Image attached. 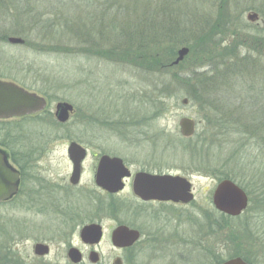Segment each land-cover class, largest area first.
Returning a JSON list of instances; mask_svg holds the SVG:
<instances>
[{
  "label": "rangeland",
  "instance_id": "374dc122",
  "mask_svg": "<svg viewBox=\"0 0 264 264\" xmlns=\"http://www.w3.org/2000/svg\"><path fill=\"white\" fill-rule=\"evenodd\" d=\"M255 1L264 3L242 0L236 6L237 0H0V78L13 80L48 101L37 115L0 119V149L15 158L34 161L36 192L42 185L53 190L63 182V188L59 186L57 191L64 190L66 195L56 193L48 199L53 207L62 199H70L72 211L82 216L91 212L95 200L106 198L93 180L89 168L92 157L85 161L87 172L80 184L71 185L67 149L73 141L94 153L124 158L133 169H163L188 178L194 200L179 206L183 208L179 222L169 221L167 227L170 232L169 228L175 226L172 230L176 233L175 228L182 227L177 234L184 236L183 241L173 242L172 238L162 256H155L156 251H149L141 243L136 249L137 261L132 264H220L235 257L247 261L246 256L255 259V264H264V258H259L264 254V214L256 207L264 193L257 186L264 188V178L241 172L240 180L223 177L230 170L239 172L231 151L241 146L244 151L239 153L247 158L245 166L258 169L264 163V153L259 152L262 144L247 127L245 133L222 134L216 119L237 108L249 109L251 102H257V93L252 95L250 84L241 77H229L227 80L236 82L232 86L200 82L202 71L220 79L229 65L238 62L235 53H246L251 42L255 48L254 41L258 40L250 39L251 27L264 21L262 11L248 9ZM219 11L221 17L217 16ZM254 12L259 17L251 21L248 15ZM199 15L215 20L211 34L216 35L209 41L199 40L196 30L189 27L183 28L182 36L189 38L184 44L177 28L168 29L169 37H152L153 22L161 27L163 22L170 28L172 20H180L182 25L185 17ZM125 27L130 34L140 32L139 37L127 40ZM10 36L21 37L24 42L11 43ZM184 46L189 53L179 64L164 65L163 60L173 50L178 56ZM157 49L164 52L158 64L152 60ZM62 101L73 105L66 122L55 115L56 105ZM183 117L196 122L191 136L181 132ZM224 179L233 180L247 192L249 203L240 215L225 214L213 204V192ZM27 183L14 199L0 202L4 203L0 204V264H75L67 251L69 243L86 249L80 237L81 226L62 225L57 217L55 220L51 205L40 209L41 193L37 204L31 203L33 199L27 194L32 184ZM243 186L256 194L246 218L243 215L250 208V196ZM121 198L109 200L122 204L125 209L120 218L131 221L128 209L134 206V198L128 191ZM177 212L169 208L170 217ZM108 231L96 249L100 254L97 264H113L119 254L108 239ZM37 243L50 245V253L38 256L34 248ZM177 251L181 256L178 260L173 256ZM87 254L80 264H93Z\"/></svg>",
  "mask_w": 264,
  "mask_h": 264
},
{
  "label": "flooded vegetation",
  "instance_id": "af4514ba",
  "mask_svg": "<svg viewBox=\"0 0 264 264\" xmlns=\"http://www.w3.org/2000/svg\"><path fill=\"white\" fill-rule=\"evenodd\" d=\"M37 114L38 113L24 115V116H18V118H25V117H29V116H33V115H37ZM12 118H17V117H12ZM8 119H11V118H7L4 120H8ZM69 145H68V148H69ZM82 146L85 149V158L81 161L79 169H78V181L76 183H73L71 181V177L75 172V163L69 157V153H68V162H69L71 168H70V174H67V176L69 177V181L71 182L72 186H78L80 184V181L83 178L84 174L87 172V167L85 165V161L89 157H92V164H90L89 168L92 172L93 180L95 182L97 191L99 193H101L106 199L105 200H101V199L95 200L94 205H92V203H91L92 207H91V209H89V211H91V212L87 213L85 216H82V214L72 211L70 199H66V200L62 199L59 202L54 203V207H53V202L51 200H49L48 198H50V195H52V194L56 195V193L60 196L66 195L64 190L63 191H57V187L60 186L61 188H63V186H61V184H60L63 182H60L58 184V186L55 185L53 190L50 189L49 187H45L42 185V187L40 186L41 191L36 192L34 190L35 186H37V185H35V183H37V182L34 181V179L36 178V175L35 174L32 175L33 174L32 173V167L34 168V166H33L34 161L29 162L28 159L22 160V159L15 158V156L11 155V153H8L4 149V155H5L8 163L10 165H12V167H14L19 173L18 191L11 199H8L7 201L12 200L16 196H18L20 194V192L23 190V188L26 187V183L28 182L27 184H29V183L32 184V187L28 185L29 188H28V194H27L28 198L33 199V201L31 203L37 204V202H36L37 198H38L37 196H39V194L41 193V196H39V198H38V204H40L39 208L45 209V208H48L49 205H51L53 207L51 212L56 215L55 220L57 217V220L59 222H61L62 225H65V224L72 225V223H73V226H78V227L81 226L80 237H81V231L85 226L91 225V224L98 225L102 231V237H101L99 242L87 243L81 239L83 241L85 248H86L85 250L81 246H75V245H72V243L71 244L69 243V245H68L69 248H68L67 254L69 253V250L72 247L77 248L82 254V260L78 263H75V264L83 263L84 258L86 256V253H88L87 257L90 260V262H92L90 257H91V254L94 252H96L98 255V261L92 262V263L93 264L99 263L100 254L96 249L99 248V246L101 247L102 242L104 241V239L106 237L107 230H109L108 231V235H109L108 239H110L113 247H115L119 252V254L114 259L113 264H116V262L118 264H124L125 262L129 263V264L135 263L137 261V258H138L136 249H137V246L140 245L141 243H142V247L148 249L149 251L150 250L156 251L155 256H162L163 254H160V253L161 252L163 253L164 246H166L167 243L171 242L172 238L174 239L173 242L176 241L178 243V242L183 241L184 236H180L179 234H177L178 230L182 227L177 226L175 228L177 230V233L175 230H172V228L175 226H172L171 228H169L171 230L170 232H168L167 227L171 223L172 220L175 222H179L180 215L182 212L181 210H183V208L179 207V206H183V205H186L188 203H191L194 200V198L191 201L185 203L183 201H179V202L172 201V200L166 201V200H162V199H158V198H154V197L153 198H144L143 196H141L140 194H138L136 192V184L147 185V176H144V175H168V174L179 175V174L168 172V170L153 169V168H148V167H140L137 169H133L131 167V165L124 158H121L118 156H113V155H108V154L100 153V152L94 153V152H92L91 148H89L85 145H82ZM67 152H68V149H67ZM14 154H15V152H14ZM103 156H109L112 158L118 157L122 160L123 166H121V164H119L118 166H108L103 171V174H106L109 177L111 175L122 176V178H121V183L123 185L122 189H120L118 191L111 190L110 188H112L113 184L111 185L109 181L104 182V184H106L107 187H104L102 184L98 183L97 175H98L100 162H101V159L103 158ZM122 174H124V175H122ZM139 175H143L142 180L141 179L137 180V177ZM66 178L64 181H66ZM138 181H139V183H138ZM119 182H120V180H119ZM114 186L115 185H113V187ZM45 189H46V191H45ZM126 191H128L131 194V196L134 198V206H132V207H130V209H128V212L130 211L129 213L133 216L131 221H127V220L120 218L121 210L125 209L122 204H119V202H117L115 200L114 201L109 200V199H112V198L115 199L118 197H120V199H122L121 196ZM48 192H50V193H48ZM34 198H36V199L34 200ZM7 201H4V202H7ZM68 204H69V207L66 208L65 206ZM170 205H172V206H170ZM133 207H134V209H133ZM169 208H171L173 210L177 209L178 212L176 213L175 216L170 217L172 215L169 214ZM92 210H94V211L92 212ZM45 211H47V210H45ZM85 217H87V218H85ZM169 221H170V223H169ZM121 226H126L129 230L135 231L138 233V238L135 241H133L132 244L127 245V246H119V245L114 244V242H113L114 231L118 227H121ZM48 246H49V253H50L51 247H50V245H48ZM139 254H140V252H139ZM37 255L39 256V254H37ZM173 256L176 257L177 260L181 257L178 251ZM68 257H69V254H68ZM69 259H70V257H69ZM153 259H154V257H153ZM70 262H72L71 259H70ZM72 263H74V262H72Z\"/></svg>",
  "mask_w": 264,
  "mask_h": 264
},
{
  "label": "water",
  "instance_id": "95a60500",
  "mask_svg": "<svg viewBox=\"0 0 264 264\" xmlns=\"http://www.w3.org/2000/svg\"><path fill=\"white\" fill-rule=\"evenodd\" d=\"M259 15L254 12L248 15V19L256 21ZM11 43H23L21 37L10 36ZM189 53V48L184 46L178 51L177 58L172 62L173 65L179 64ZM187 102V99L184 100ZM48 105L47 99L31 91L24 86L7 79L0 78V119H7L12 117L24 116L35 114L43 111ZM73 111V105L62 101L56 105L55 115L61 122H66L70 113ZM196 122L192 118L183 117L180 121L181 132L184 136H191L195 132ZM69 157L75 163V172L71 177V181L76 183L78 181V169L81 161L85 158L84 147L77 143L71 142L68 148ZM122 164V160L118 157L103 156L100 162L97 181L104 187L105 181L115 185L110 188L113 191L122 189L121 183L122 176L110 177L103 174V171L108 166H118ZM124 175V174H122ZM147 176V185L136 184V192L144 198H158L166 201H183L185 203L194 198L192 182L180 175H144ZM143 175H139L138 179L142 180ZM120 180V182H119ZM139 183V181H138ZM110 185V186H111ZM109 187V186H108ZM19 188V173L10 165L4 155V151L0 149V202L11 199L18 191ZM249 203L247 192L236 182L231 179H224L220 181L213 192V204L215 207L225 213L233 216L240 215L246 209ZM102 237V231L98 225L91 224L85 226L81 231V239L87 243H97ZM138 238V233L129 230L126 226L118 227L113 234V242L119 246H127L132 244ZM35 253L44 255L49 253V246L43 243L35 245ZM69 257L74 263L82 260L81 252L72 247L69 250ZM92 262L98 261L96 252L91 254ZM116 264H118L116 262ZM220 264H250L243 260L241 257L229 259Z\"/></svg>",
  "mask_w": 264,
  "mask_h": 264
},
{
  "label": "trees",
  "instance_id": "16d2710c",
  "mask_svg": "<svg viewBox=\"0 0 264 264\" xmlns=\"http://www.w3.org/2000/svg\"><path fill=\"white\" fill-rule=\"evenodd\" d=\"M241 1L242 0H237L236 6ZM159 5H161V4H159ZM159 8H160V6H159ZM248 9H256V10L258 9L264 13V3H261L259 5L258 2L255 1L253 3V5L248 7ZM159 11H161V9ZM220 11L217 14L218 17H221ZM218 17L216 18V20L218 19ZM262 17L264 19V15H262ZM184 19H185V22L182 25H181L180 20L178 21V23L176 22V20H172V23H170V28H166V26L168 24L164 25L163 22H162V27L156 23L154 24V22H153V24H151L152 37L153 38L155 36L160 37V38L169 37L171 35L167 32L168 29L177 28V33L180 35L181 39H183L181 43L184 44V42L188 41L189 38H188V36L187 37L182 36L183 33H185V31H183V28L187 29L188 27H189L190 31H192L194 29L196 30L197 37L199 38V40L205 39V40L209 41V38H212L214 35H216L215 33L211 34V30H212L211 27L213 25V21H215V20L211 21L208 18V16L199 15L195 18H191V16H190V18H188V16H187ZM162 21L165 22V17ZM152 26H153V28H152ZM251 28H254V30H253V34H250L251 35L250 39L253 38L254 40H258V41H254L255 42L254 43L255 48L254 49L252 48L253 46H251V45H253V43L251 42V45H249V47L246 48L247 49L246 53H244L242 55L235 53V55L238 57L239 60H238V62H235L233 65H229V67L226 69V71L224 70L222 72L221 75L223 78L221 77V75H220V79H219L218 77H214L213 75H211L209 72L202 71L201 74L204 76V78H201L200 82H202L203 84L209 83L211 85H215L217 82H219L220 85L226 83L227 86H232V84L236 85V82H232V81L227 80V79L231 76H234V77H241L242 81L247 82L251 85V86L248 85L249 90L251 91V93H252V91L254 92V93H252V95L257 93V97H256L257 102H251L249 109L241 107V110H238L240 108H237V109H234L232 111H228L227 113L226 112L222 113V115L216 117V119L219 120V123L217 125L218 126L217 129L220 132H222V134H224L223 132L226 131L228 135H231L232 133L236 134V132H239L240 130L243 131V133H245V132H247V130H246V127H247L248 130H250L252 132L254 131V133L257 135L256 137L258 139V142H260L262 144V146H260V148H259V152L263 154L264 153V108L260 107L259 104H262L264 106V21L262 22L261 26L259 24H252ZM123 29L128 30V33L126 34V35L129 34L127 36V40L137 39V37H139V35H140V32L138 35L135 33H133L134 34L133 35L132 32L130 34L128 27H125ZM154 31L157 33H155ZM166 35H169V36H166ZM138 41H139V39H138ZM158 42H159V40H158ZM204 47L205 46H202V50H205ZM206 50H208V49L206 48ZM235 50L237 51L238 48ZM155 51L153 53L151 52L152 58H153L152 60L154 62L157 61V64H158L159 63L158 58H160V55L162 54V49H157V53H155ZM195 51H196V49H193L192 54H194ZM254 53H256V54H254ZM176 56H177V53L174 52V50H173L170 53L169 57L165 61L163 60L164 65L165 64H167V65L171 64V62H173V60L175 59ZM162 58H164V52L162 54ZM234 66L236 68H234ZM228 69H230V72L227 71ZM232 72H236V74L232 73ZM228 73L230 75H228ZM211 77H213L214 79L211 80ZM185 86H188V85L185 84ZM252 105H254V108L252 107ZM256 107H257V109H256ZM225 124H228V127H225ZM249 133H251V132H249ZM240 150L244 151V147L241 146ZM240 150L236 151L234 149L231 151V156H233L234 159L237 160V163H238V164H235L236 166H234V165L233 166L239 171V172H237L239 174H237L235 170H230V172L227 171L228 173H226L223 177H229L232 179L238 178L240 180V179H242V176L240 174V172H241L243 174H246V173L255 174L256 177L258 176V178L263 179L264 178V163L262 162L259 165L260 167L256 170H254V168L252 166L246 167L245 161L247 158L243 157L242 154L239 153ZM260 153H259V158H261ZM243 187L248 191L249 196H250V206H249L250 208H248L249 210L243 215V217L246 218L252 212L250 210L252 209V205H254V203H255L252 199H253V197L256 196V194H255V191L253 189H250V187H248V186L247 187L243 186ZM257 188L260 191L262 190L264 192L263 185L257 186ZM263 194L260 195L262 197H260V199H257V202H256V207L258 209V212L261 215L264 214L263 213V211H264V195ZM0 204H4V203H0ZM258 241L260 243H262L260 240H258ZM244 258H246V260L249 261L250 263L251 262L257 263V261L255 259L253 260L250 257L246 256ZM259 258H264V254L259 256Z\"/></svg>",
  "mask_w": 264,
  "mask_h": 264
}]
</instances>
